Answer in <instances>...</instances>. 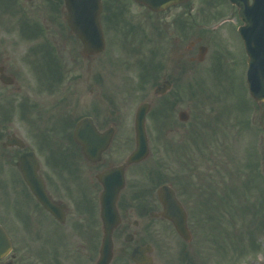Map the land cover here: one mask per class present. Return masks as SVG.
Wrapping results in <instances>:
<instances>
[{"label":"flooded vegetation","instance_id":"flooded-vegetation-1","mask_svg":"<svg viewBox=\"0 0 264 264\" xmlns=\"http://www.w3.org/2000/svg\"><path fill=\"white\" fill-rule=\"evenodd\" d=\"M26 2L31 1L0 0L6 11L0 17V226L8 240L0 264H228L226 257L218 258L215 252L230 241L232 187L215 175L217 159L211 148L203 151L198 136L186 128L170 130L185 133L180 149L174 153L188 173L195 167L194 176L169 171L164 175L171 174L170 177L154 181L153 170L143 166L144 162L124 169V185L116 200L118 222L111 234L107 262L102 188L97 176L125 161L128 154L117 161L118 146L127 148L129 131L134 133V129L120 127L121 118L117 128L114 122L107 125L98 117L99 106L105 105L100 85L115 48L111 50V43L105 38L102 53L84 56L82 44L65 17L57 15L56 0H43L49 15L39 21L27 16L28 21L22 15ZM20 17L22 28L17 24ZM131 23L134 24L123 22V29L133 35ZM101 24L105 33L108 25L114 33L121 28L119 16L111 13L102 17ZM163 28L166 32L170 29L171 38L165 41L168 49L161 78L170 80L173 87L186 56L185 27L179 13L171 23L164 22ZM31 41L35 43L23 47V43ZM195 46L196 42L190 41L188 50L191 52ZM108 49L111 51L105 55ZM156 53H151L152 61ZM149 67L155 66L152 63ZM77 87L88 88L90 93L96 89V97H91L96 107L76 120L65 116L57 123V108L64 105V101L59 102L60 91L71 88L65 95L67 101L72 92L78 93ZM150 101V111L156 108L158 115L170 118L164 111L165 96ZM82 117L91 118L95 129L84 126L80 135L90 136L95 131L111 135L107 148L96 160L91 154L86 156L74 138L76 123ZM119 131L125 132L126 137L118 139ZM190 133L194 137H189ZM98 140L99 136L94 142ZM26 153L35 158L36 192L20 170L21 156ZM27 162L32 165V160ZM162 184L168 189L158 192ZM169 214L178 220L185 214L182 233L167 218Z\"/></svg>","mask_w":264,"mask_h":264},{"label":"rangeland","instance_id":"rangeland-1","mask_svg":"<svg viewBox=\"0 0 264 264\" xmlns=\"http://www.w3.org/2000/svg\"><path fill=\"white\" fill-rule=\"evenodd\" d=\"M103 1L111 5L117 2V0ZM119 1L126 8V16L133 18L129 22H134L131 25L134 26L135 34L134 38L130 39V36H123L121 31L119 35H115L112 30H108L107 38L111 43V50L114 47L115 51L112 60L106 63L104 83L100 85V95L103 90L105 105L99 106V120H103L105 124L114 122L118 128V118H121L120 127L127 128L128 131L133 130L137 106L152 97L153 87L162 80V69L166 65L165 56L168 49L165 41L170 40L171 36L168 35L170 29L166 32L161 27L164 22L171 23L172 17L179 13V18L183 23L185 22L183 35L186 56L180 76L175 77L173 88L168 94L172 96L174 91L179 90L181 95L177 98V93L174 94L177 103L174 110L169 108L171 111L169 120L157 119L154 110L148 113L145 126L149 138L150 156L142 165H148L150 172L153 170V172L165 173L175 171L177 167L181 169V163H176L174 152H178L183 142L181 138L186 135L177 130L171 131L170 128H186L199 132L202 146H210L217 164L224 165L231 171V179L227 180L229 177L225 176V181L233 183L234 204L239 203L243 208L244 203L246 206L254 205L252 208L254 213H247L244 209L245 215L242 217V214L236 212L231 231H234V237L241 244L239 247L230 244L226 248L225 257L228 264H264V230H259L255 234L256 248L251 246L252 235L244 233L243 236L246 226L254 224L253 227H259L264 212L261 205L262 203L264 206V104L256 103L247 92L246 55L236 31L237 25L241 23L236 9L228 0H189L184 5L172 7L158 16L153 14L154 17L132 0ZM44 4L43 0L26 2L24 4L26 12L22 15L39 21L49 15ZM0 9H2L0 17H4L5 6L0 5ZM58 9H61L60 4ZM57 15H63V12H58ZM221 16H229L231 22L225 24L226 26H218ZM20 20L21 17L17 22L18 28L23 26ZM154 22L158 25L162 23L161 27ZM197 38L200 41L190 52L189 42L196 41ZM34 43L35 41L25 42L23 47ZM200 45H205L207 51L203 60L198 62ZM151 49L152 54L158 51L153 61L150 58ZM111 50L108 49L105 55ZM149 61L155 66L156 72L152 74L154 78L150 80L149 76H146L149 80H144L141 75H146L147 69L145 67V70H141L140 65L141 62L146 65ZM167 70L170 71V68L167 67ZM76 90L78 93L72 92V97L67 101L65 95L70 93L71 88H67L64 93L60 91L62 98H59V102L64 101V105L57 108V123L65 116H71L76 120L85 114H90L96 107V101L91 98L96 97V89L93 93L83 87H77ZM66 110L68 112L64 115ZM180 110L188 113L185 121L178 119ZM59 127L60 123L57 125V128ZM129 136L130 145L127 148L118 146L120 156L117 161L122 160L133 148L134 134L129 131ZM116 137L125 138V132H117ZM202 170H205L204 165ZM170 175L164 176L168 178ZM217 177L223 176L217 175ZM158 184L155 186L158 187ZM239 199H242L243 203L239 202ZM218 255L219 253L217 254L219 258Z\"/></svg>","mask_w":264,"mask_h":264},{"label":"water","instance_id":"water-1","mask_svg":"<svg viewBox=\"0 0 264 264\" xmlns=\"http://www.w3.org/2000/svg\"><path fill=\"white\" fill-rule=\"evenodd\" d=\"M139 3L146 5L148 8L159 11L167 8L170 5L187 0H136ZM231 3L238 8V15L243 21V25L238 31L243 40L247 59V85L250 95L258 102H264V0H230ZM65 7L68 11L67 21L71 27H74L76 33L81 38L84 44L85 53L101 52L104 47L103 35L99 23L100 0H64ZM205 48H200V57L202 59ZM161 91H166L169 88V83H163V87H158ZM149 109V103L141 104L135 116L136 130V147L127 159L126 164L139 162L143 160L149 153L147 136L145 132V114ZM187 115L184 112L180 113V118L185 119ZM86 120H81L77 128H82L86 125ZM77 140L82 144L84 151L88 154H96L104 148L108 143V136L103 139L102 143L95 148L89 140L91 137H82L75 135ZM88 138V139H87ZM92 138H94L92 136ZM90 148V150H89ZM33 160V157H31ZM21 169L25 180L30 185L33 191H36L35 169L36 165L33 162L31 167L27 160L29 156L24 155L22 158ZM103 191L101 195L102 217L106 225V241L107 249L110 248L111 231L116 224V208L115 200L117 193L123 185V169L122 167L113 168L107 171L101 177ZM178 227V223L174 221ZM179 228V227H178ZM0 240H2L0 228ZM2 246L0 245V250ZM0 251V256H2Z\"/></svg>","mask_w":264,"mask_h":264}]
</instances>
